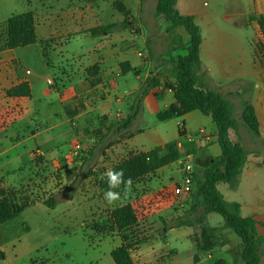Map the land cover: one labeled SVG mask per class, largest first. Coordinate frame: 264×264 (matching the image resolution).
<instances>
[{
	"label": "crops",
	"instance_id": "crops-1",
	"mask_svg": "<svg viewBox=\"0 0 264 264\" xmlns=\"http://www.w3.org/2000/svg\"><path fill=\"white\" fill-rule=\"evenodd\" d=\"M157 1L20 0V11L5 15L10 6L1 10L0 176L13 178L23 169L24 166L21 167L19 163L21 155L14 151L26 140L25 135L31 130L30 122L36 126L39 121L47 122L63 116L68 122L77 123L78 139L91 143L87 157L94 159L93 171L98 168L117 170L116 165L131 154L148 153L168 145L176 146L179 142L184 145L192 161L199 156L198 164H194L195 168L200 169L199 172L220 158L222 151L218 144V128L211 117L195 111L164 122L158 119V114L176 105L175 93L166 88L164 80L171 78L169 71L175 57L185 52L178 45L172 50L170 26L165 24L164 27L159 20L161 18L155 17ZM176 9L181 16L193 18L200 28V75L210 91L221 94L231 102L235 119L237 115L240 116V120L236 119L237 131H231L230 138L233 142H239L249 153L238 188L233 190L237 199L227 202L218 191L228 204L240 205L243 218H251L257 223V233L264 240V54H256L252 35L245 39L239 33L243 29H257L261 34V43H264L260 27L249 20L252 15L264 16V0H178ZM25 13L34 15L36 43L16 50L3 49L7 39V21ZM235 18L242 20V23L235 21ZM126 21L130 22L128 27H120L110 34L93 37L90 33L92 29ZM183 43L187 44L184 37ZM180 50L183 52L181 55L169 56L170 52ZM145 52L149 54L147 61L139 56ZM31 56L38 65L37 73L26 69ZM133 70L139 73L135 74ZM26 72H30V75ZM158 75H161L160 85L141 99L138 93L146 81ZM49 80L55 82L54 87L48 85ZM93 82H97L96 86L92 85ZM25 83L29 86L31 97L8 95L9 91ZM245 99H249L255 109L261 138H252L244 128L241 111ZM234 100L237 105L240 104L238 109ZM137 105H140V112L129 130L121 131L113 127L125 120ZM68 106L80 108L81 112L69 119L65 110ZM5 112H10L17 119L13 125L8 124L7 129H4ZM150 120L155 123L152 127ZM180 122L186 126V133L182 137L178 129ZM101 129V135L97 136L96 131ZM30 134L33 139L40 136V133L33 131ZM19 137L23 141L19 142ZM15 139L18 144L13 145ZM11 153L13 156L8 157ZM82 166L83 163H80L78 172ZM158 174L160 176L155 178L154 184L159 183L158 179L163 174H168L165 187H169L173 176L182 175L180 162L159 170ZM211 215L206 217V224ZM218 224V229L208 227L216 236V230L222 232L227 228L225 220ZM173 232L175 229L169 234ZM120 238L122 246L123 240ZM147 238L145 243L132 248L134 264H154L143 249L154 244L158 238ZM1 248L0 258L5 259L6 253ZM242 249L241 240L239 264H243ZM260 251L261 264H264V244ZM134 253L139 258L138 262ZM170 253L173 255L174 251ZM213 257V253L204 255L198 264ZM219 261L230 264L225 259L211 264ZM25 264L51 263L29 257Z\"/></svg>",
	"mask_w": 264,
	"mask_h": 264
},
{
	"label": "rangeland",
	"instance_id": "rangeland-1",
	"mask_svg": "<svg viewBox=\"0 0 264 264\" xmlns=\"http://www.w3.org/2000/svg\"><path fill=\"white\" fill-rule=\"evenodd\" d=\"M19 1L0 0V19L1 10L7 6L10 8L5 15L11 11H20ZM235 19L242 23V20ZM159 20L164 27L165 24L167 25L163 19ZM239 33L245 39L252 35V43L256 46L262 44L261 34L257 29H243ZM175 34L180 36L181 42L184 37L188 43L189 36L184 29L178 28ZM0 35H2L1 32ZM182 53L180 50L173 52L172 55L177 56ZM29 60L30 63L27 64L26 69L37 73L38 65H35L33 56ZM234 104L236 109L240 107L236 100ZM239 117L237 115L236 119L240 120ZM16 120L13 114L5 112L4 129L13 125ZM29 124L31 130L25 135L26 140L14 151L21 155L19 163L21 167H24L13 178L0 176V188L6 192H15L20 203L28 202L36 203V205L25 210L14 220L0 224V247L6 253L5 259L0 258V264H25L29 257L51 264H114L110 253L121 246L120 237L122 236L130 238L132 244L149 236L157 237L154 244L151 243L143 249L154 264H195L193 259L197 250L193 237L200 234L199 226L169 228L175 224V220H185L190 210L186 201L188 197L183 195L176 197L174 193L182 180V175L181 177L175 175L169 181V184L172 183L170 186L173 191L170 192V199L173 201L170 207L158 211L157 207L160 208L159 205L163 204L157 201L155 205L153 204L155 206L153 209L156 208L157 212L155 211L152 217L139 223L133 231L120 233L113 227L110 218L115 209L127 204L128 193L125 194V189H121L118 191L120 199L114 204L110 205L105 201L104 193L100 190V182L105 170L98 168L93 171L94 159L87 157L92 146L91 143L78 139L77 123L68 122L63 116L59 119L54 117L47 122L39 121L36 126L35 123ZM150 124L152 127L155 123L150 120ZM32 131L35 134L40 133V136L31 138ZM102 131L103 129L96 131V135H101ZM252 138L255 137L252 136ZM16 139L13 145L18 144ZM18 139L19 142L23 141V138ZM77 144L81 145L82 151L74 157L72 153ZM137 155V153L131 154L123 161ZM11 156L13 153L8 155V157ZM198 160L199 156L192 161L193 165L198 164ZM122 162L116 165L117 171L120 170ZM80 163H83V166L78 172ZM157 176L160 175L156 174L150 179L152 192H160L169 179L168 174H163L156 185L154 181L156 182ZM218 190L227 202L237 199L236 193L228 184H220ZM64 195H67L68 199L64 198ZM50 198L58 201L53 210L43 204ZM167 202L168 200L165 201ZM165 203L164 205H167ZM202 213L201 209L200 214ZM223 220L222 216L212 214L209 223L205 225L215 229ZM173 229L175 232L169 234ZM164 231L168 232L164 234ZM216 231L218 248L213 251V259H204L202 264H211L219 259H225L230 264H239L238 260L240 261L241 258L238 257V249L241 239L229 228L223 229L222 232ZM170 251H174V254L172 255ZM162 256H164L163 259H160ZM134 257L136 261L139 259L136 253ZM157 259L160 260L157 261Z\"/></svg>",
	"mask_w": 264,
	"mask_h": 264
},
{
	"label": "trees",
	"instance_id": "trees-1",
	"mask_svg": "<svg viewBox=\"0 0 264 264\" xmlns=\"http://www.w3.org/2000/svg\"><path fill=\"white\" fill-rule=\"evenodd\" d=\"M178 0H158L155 10V17L163 19L169 26L172 45H178L185 55L178 56L174 60V65L169 71L171 78H165L166 88L175 93L176 105L165 112L158 114L161 122L172 118H181L191 112H200L202 115L211 117L218 128V144L222 154L219 159L207 169L198 174H193L194 181L198 180L196 190L187 197V205L190 210L185 220H175L172 228L185 226H199L200 234H196L195 245L197 254L193 261L198 264L201 257L212 254L218 248L215 233L205 225L206 217L210 214H218L223 217L227 228L233 230L242 240L243 264H261V247L264 240L257 233V223L251 218L241 216V207L237 203L228 204L219 193L217 187L220 184H228L233 190L238 188L240 175L248 162L249 153L239 142H233L230 138L231 131H237L238 122L234 117V107L226 97L219 93L212 92L202 80L200 75L202 63L200 58V48L202 44L201 30L190 17H183L176 9ZM250 22H256L260 27L264 39V16H250ZM129 21L122 24H114L106 27H99L90 31L93 37L110 34L120 27H128ZM178 28L185 30L189 36V42H181L180 36L175 34ZM6 43L3 49L16 50L34 45L37 41L36 22L32 13H25L11 17L6 24ZM256 54H264V43L256 46ZM172 52L169 53V56ZM97 69V68H94ZM91 74V72H89ZM133 73L138 74V71ZM161 75L150 77L138 96L143 99L154 88L160 85ZM97 82L92 85L96 86ZM10 97H31L28 84H22L8 94ZM66 116L69 119L76 117L81 109L68 106L65 108ZM140 112V105L131 109V113L125 120L113 125L119 130H129ZM241 120L244 128L252 136L261 138L260 125L251 101L245 99L242 104ZM179 155L174 145L158 148L148 153H141L132 156L120 164V170L124 172V179L131 178L130 192L127 196V204L115 209L111 214V223L120 233H129L138 227L139 223L146 221L155 213L153 209L155 203L160 201L158 211L166 210L173 201L170 199L171 186L163 188L160 192H152V180L157 172L163 168L176 164ZM1 182V180H0ZM1 185V183H0ZM125 189L121 184L113 191ZM100 190L105 193L108 190L107 177H103L100 182ZM173 192V191H172ZM175 193V191H174ZM176 196V195H175ZM182 196V195H181ZM180 197V196H176ZM13 191L6 192L0 188V224H6L25 210L36 203H20ZM168 200L167 203L165 201ZM167 204V205H164ZM49 209H55L58 201L55 198L43 202ZM154 204V205H153ZM169 205V206H168ZM203 213L200 214V210ZM157 212V211H156ZM133 237V236H132ZM123 245L112 251L111 257L115 264H134L131 250L135 246L145 243L148 238L137 240L135 244L130 243V238L122 236ZM217 264H226L219 261Z\"/></svg>",
	"mask_w": 264,
	"mask_h": 264
},
{
	"label": "built area",
	"instance_id": "built-area-1",
	"mask_svg": "<svg viewBox=\"0 0 264 264\" xmlns=\"http://www.w3.org/2000/svg\"><path fill=\"white\" fill-rule=\"evenodd\" d=\"M139 56L145 61L149 59L148 52L140 53ZM26 74L30 75V72H26ZM48 85L50 87H54L55 82L53 80H49ZM178 129H179V134L182 137L186 133L185 124L183 122H180L178 124ZM200 133H203V131H201ZM175 149L179 155V162H180L181 174H182V180L175 190V195L188 196L193 192V184L195 182L193 178V174L195 173V166L193 165L191 156L185 152L184 145L181 142L176 144ZM81 151H82L81 145L77 144L75 146L72 155L74 157H77Z\"/></svg>",
	"mask_w": 264,
	"mask_h": 264
},
{
	"label": "clouds",
	"instance_id": "clouds-1",
	"mask_svg": "<svg viewBox=\"0 0 264 264\" xmlns=\"http://www.w3.org/2000/svg\"><path fill=\"white\" fill-rule=\"evenodd\" d=\"M103 177H107L108 183V190L104 193V199L110 205L114 204L118 199H120V194L116 191H113V189H116L121 184H124L125 194H127L132 183L131 178H128L127 180L124 179V172L122 169L119 171L108 169L103 174Z\"/></svg>",
	"mask_w": 264,
	"mask_h": 264
},
{
	"label": "water",
	"instance_id": "water-1",
	"mask_svg": "<svg viewBox=\"0 0 264 264\" xmlns=\"http://www.w3.org/2000/svg\"><path fill=\"white\" fill-rule=\"evenodd\" d=\"M200 171V169L198 168H195V174H198ZM197 183H198V180H195L194 184H193V191L196 190V187H197ZM64 198H67L68 199V196L67 195H64Z\"/></svg>",
	"mask_w": 264,
	"mask_h": 264
}]
</instances>
